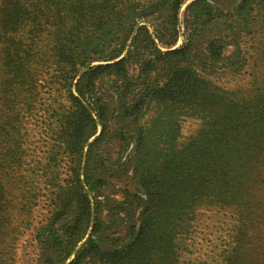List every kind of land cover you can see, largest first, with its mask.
<instances>
[{
	"label": "trees",
	"instance_id": "1",
	"mask_svg": "<svg viewBox=\"0 0 264 264\" xmlns=\"http://www.w3.org/2000/svg\"><path fill=\"white\" fill-rule=\"evenodd\" d=\"M186 1L0 0V264L23 238L30 264H186L201 208L229 220L202 264H264V72L227 91L196 29L173 49ZM215 19L204 67L238 77L264 0L185 7L186 31ZM113 145L133 146L120 171Z\"/></svg>",
	"mask_w": 264,
	"mask_h": 264
},
{
	"label": "rangeland",
	"instance_id": "2",
	"mask_svg": "<svg viewBox=\"0 0 264 264\" xmlns=\"http://www.w3.org/2000/svg\"><path fill=\"white\" fill-rule=\"evenodd\" d=\"M190 2L191 0L184 2L178 11V40L173 49L178 48L184 43L187 32L192 34L196 29V33L192 36V39L197 56L194 57L193 62L198 65L197 67L199 70L207 75L209 74L212 82H215L216 85L224 90L228 91L249 87L253 81L254 73L257 71L256 77L259 79L258 71L260 70L264 72V35H262V30L258 28L253 29L254 32L251 36L254 40L250 39V36L243 37L245 47L247 48V56H253V58H249V66L245 68L244 73L238 77L232 76L231 74L221 73L222 70H218L216 73H208V70L204 67V62L206 60L204 46L213 35L217 36V32H221L223 27L219 26L221 20L215 19L210 24L198 28L197 23L205 21V19H201V21L195 20L192 23L189 22L187 24L189 30L186 31L184 28V12L185 7ZM240 35H244V33L241 32ZM259 35L263 36L262 40ZM159 48L162 51H166L165 48ZM34 124H37V121H35ZM200 127L201 123L199 120L195 118H185L181 124L178 143L183 146V144L188 142V139L193 136ZM37 131V129L34 131V141L38 139ZM34 145L39 146L40 144L34 142ZM117 145L110 147L107 155L110 162L113 163L112 168L120 171V166L127 161V155L130 153L133 146L129 145L127 148L120 151ZM182 146L180 145V147ZM196 214L197 216L194 221L193 233L191 235L192 239L189 242L190 247L183 252L182 256V262L186 264H202L216 258V253L220 251V244L225 237L221 232V228L229 223L228 218L224 217L225 215H223V211L219 209L201 208ZM16 252L17 264H30L31 260L35 257L34 250L30 247L29 242L26 241V238L20 240Z\"/></svg>",
	"mask_w": 264,
	"mask_h": 264
}]
</instances>
